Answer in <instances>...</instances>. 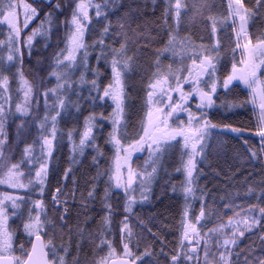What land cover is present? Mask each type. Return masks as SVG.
<instances>
[{"label": "snow or ice", "instance_id": "obj_1", "mask_svg": "<svg viewBox=\"0 0 264 264\" xmlns=\"http://www.w3.org/2000/svg\"><path fill=\"white\" fill-rule=\"evenodd\" d=\"M155 3V0H153ZM36 5V6H34ZM181 0L175 5L169 2L163 11L162 18L167 25L169 16L174 13L173 19L178 28L181 19ZM23 9V19H20L19 9ZM71 8L70 19L68 11ZM124 8L123 16H118L116 24L109 20V10L117 12ZM94 11L95 19L90 15ZM142 9L137 0H131L127 6L121 0H104V3H93V0H78L75 6L67 0H33L26 3L24 0H0V25L7 26L5 39L0 40V52L6 50V55H0V166L7 169L0 184L9 188L23 191L24 195H11L0 193V264H80L76 257L71 256V245L57 247L50 229L55 227L45 210L44 194L49 177V161L53 157L54 148L59 145L65 136L72 143V151H79L81 155L86 147H90L96 155L93 157L94 165L99 169L100 162L105 159V152L98 143L104 139L105 144L113 150L111 166L104 172H97V176H108V187L104 189L103 204L107 215L103 224H111L114 213L110 202L111 189L123 191V219L120 221L119 245L122 247V258L114 264H160L159 255L167 257V264H264V248L257 255L250 246L243 251V259L239 248V240L245 232L258 230L261 244L264 245V206H251L249 211L238 219L229 218L227 224L210 229L202 234L196 225L206 216V205L201 202L200 213L194 217L189 216V208L185 207L180 221L182 229L178 250L168 256L161 249L157 254L146 245L143 252L139 251L141 234L135 233L130 221L138 203L147 201L150 196V183L157 171L155 165L165 156L176 150L180 151L182 168L177 171L185 176L183 194L185 203L189 198H195L197 164L204 157L201 153L208 147L211 134L224 136L234 134L236 138L244 136V132L230 123H213L210 118L219 111L216 101L221 93L228 96L240 82L251 90L252 103L259 97V117L256 125V135L260 140L259 152H264V32L253 37L249 34V20L259 14L264 17V0H255V5L248 6L244 0H228L227 16L231 18V27L235 32V41L229 37L231 60L221 57V42L196 45L190 40L178 42L175 29L169 26L168 42L162 51H170L173 56H180L178 67L169 64L165 69L159 59L155 63V71L148 81L145 89L143 109L144 117L140 120V129L136 135H129L125 130L128 127L126 120L127 93L125 91V74L130 70L132 57L127 55L126 21L141 14ZM61 16L65 19L61 20ZM212 20L211 40L217 33V21ZM39 20L37 27L32 28L26 38L23 33L30 24ZM237 20L239 25L237 28ZM96 25L100 28L97 30ZM64 31V47H59L60 33ZM98 31V38L92 43L86 42V33L94 34ZM37 35L50 41L56 36L57 43L45 44V49L53 48L48 65L49 83L51 78L55 84L48 87L40 80V89L32 85L22 71L24 49L31 59L33 55V39ZM121 37L117 40L116 37ZM111 40L112 43H106ZM255 41V42H254ZM119 43V47L114 45ZM234 43V47L231 45ZM180 47V53L176 48ZM89 49H98L94 56L97 67L90 66ZM160 53H157L159 56ZM190 60L191 63H187ZM37 61V64H41ZM175 63V61H174ZM231 71H228V64ZM105 70L110 68L111 78L105 85L100 65ZM239 65V66H238ZM15 69L14 77L18 80L19 91L23 92V101L15 104L12 110L10 92V76ZM82 69V71H81ZM80 72L79 80H73L72 74ZM91 73L92 79L86 78ZM37 79H40L37 75ZM84 86H87V96L83 95ZM95 93V95H93ZM76 96V100H72ZM43 101L44 114L39 115L40 101ZM85 102L92 107V111L84 118L83 130L79 132V142L73 137L77 134L75 128L66 132L59 127L61 120L69 117L78 121L83 114ZM109 101L111 103L109 104ZM192 101H196L193 110ZM35 102V108H33ZM102 102V103H98ZM112 107L109 115L104 112L96 113V107ZM245 103H228L223 108L233 109L244 107ZM74 109V111H73ZM255 111V108L253 109ZM186 117L182 119L181 117ZM15 124L14 135H10L9 121ZM19 121V123H16ZM105 125H110L111 131L104 136ZM35 127L37 135L28 143L25 135L30 134ZM99 133V136L96 134ZM142 133V134H141ZM179 138V139H178ZM55 142V143H54ZM24 143L23 154L19 161L8 163V152L12 146ZM247 144V140H245ZM39 146V156L34 155L35 147ZM149 153L152 171L147 168L134 170V155L144 150ZM250 150V149H249ZM251 151V150H250ZM256 158L259 153L252 151ZM187 156L185 160L184 157ZM74 159V158H73ZM29 166L28 171H22V166ZM38 165V166H37ZM35 169L33 177L32 171ZM71 168L66 169L64 178L67 179ZM125 173L127 174L125 178ZM139 180L141 200L138 202L134 193V183ZM264 185V181L261 182ZM95 186L88 192V198L95 197ZM175 191V189H173ZM252 189H249L251 192ZM37 192L40 198H33L31 193ZM62 190L57 187L51 194V203L56 212H59L60 228L72 229L66 220L68 209L61 211L57 207L61 203ZM264 200V188L260 194ZM66 204V201H64ZM27 208L25 216L24 208ZM227 207V205L225 206ZM20 219L23 227L24 239L17 238L18 229L10 226L11 218ZM142 230H146L155 237L152 229L148 227L143 218L135 217ZM229 229L230 232H226ZM82 235L83 231L78 230ZM135 237V239H134ZM207 237V238H206ZM201 241H203V261L200 259ZM101 245L109 249L108 258L116 255L113 242L101 234ZM215 251H212V249ZM79 249V245H77ZM135 249V251L133 250ZM63 253V254H61ZM99 264H108V259H102Z\"/></svg>", "mask_w": 264, "mask_h": 264}, {"label": "trees", "instance_id": "obj_2", "mask_svg": "<svg viewBox=\"0 0 264 264\" xmlns=\"http://www.w3.org/2000/svg\"><path fill=\"white\" fill-rule=\"evenodd\" d=\"M26 3H32L33 0H24ZM71 7L75 6L78 0H67ZM169 0H137V3L142 9L141 14L136 15L130 21H126L125 27L127 31V55L132 57L130 70L125 74V91L127 93L126 104L127 116L126 120L128 127L125 130L129 135H136L140 129V120L144 117L145 110L143 109L144 99L146 96L145 89L148 81L155 71L156 60L162 63L166 69L169 64L173 67H178L180 56H173L170 51H162L168 42L169 26L175 31L178 42L190 40L196 45L202 43H215L218 39L221 42L220 54L222 58L231 60V48L229 47V37L235 41V32L231 27V18L227 16V0H181V4L185 7L181 8L180 24L177 28L173 19L174 13L169 16L167 25L165 24L162 14ZM93 3H104V0H93ZM125 6L131 3V0H121ZM172 5H175L176 0H170ZM248 6L255 5V0H244ZM36 6V5H34ZM124 8H120L118 13L109 10V20L116 24L118 16H123ZM21 13L20 19H23V9H19ZM71 8L68 11V18L70 19ZM90 15L95 19L94 11L90 10ZM209 17H214L217 21V33L214 38L209 39L211 34L212 20ZM65 19L61 16V20ZM40 21L36 20L30 24V27L23 33L26 38L31 33L32 28L39 25ZM97 30L100 26L96 25ZM249 34L253 37L264 32V17L257 14L249 20L248 25ZM7 35V26L0 25V40L5 39ZM59 47L63 48L64 31L61 30ZM98 38V31L94 34L86 33V42L92 43L94 39ZM117 40L121 37L117 36ZM255 42V41H254ZM57 43L56 36H53L50 41L46 38L37 35L33 39V55L31 59L28 56L27 50L24 49V61L22 71L25 78L34 86L35 90L40 89V80L48 86L52 87L55 84V79L51 78L49 83V68L51 54L53 48L45 49V44ZM106 43H112L111 40L106 39ZM119 47V43L114 45ZM234 43L231 47H234ZM98 49L90 52V66L97 67L94 56L98 54ZM160 53L157 56V53ZM176 52L180 53V47L176 48ZM6 50L0 52V55H6ZM41 64H37V61ZM175 61V63H174ZM187 63H191L190 60ZM239 66V65H238ZM100 70L106 85L110 78V68L105 70L104 66L100 65ZM82 71V69H81ZM228 71H231V64H228ZM15 69L8 73L10 76V92L12 98V110H15V104L23 101V92L19 91L18 80L14 77ZM37 75L40 79H37ZM80 72H74L72 79L78 81ZM86 78L91 80L93 77L91 73H86ZM237 83V82H235ZM239 84V83H237ZM83 95L87 96V86H84ZM95 95V93H93ZM76 96H72L75 101ZM42 102V104H41ZM225 102L240 103L244 102L245 106L240 108L227 109L221 107ZM84 106L83 114L79 116L78 121H73L70 117L66 120H61L59 127L65 132L68 129L75 128L77 134L74 139L79 137V132L83 130L84 118L92 111V107L85 102H81ZM102 103V102H98ZM111 102L109 101V104ZM193 104V103H192ZM219 111L211 115L213 123L223 122L230 123L232 126L240 128L244 132V136L236 138L234 134L224 136H217L215 133L211 134L208 142V147L201 153L204 157L202 162L197 164L195 198H189L187 205L183 194V186L185 176L182 171L178 172V168H182L180 151L176 150L168 156L163 157L156 165L157 171L150 183V196L147 201L138 203L132 214L133 218L130 221V226L133 227L135 233L141 234L139 251L143 252L146 245H151V250L159 254L161 249L164 253L170 256L174 250H178V245L182 235L180 221L185 207L189 208V216L195 222L194 217L199 215L201 202L206 205V216L196 225L197 229L202 234L207 233L214 226L221 224L223 221L233 217L234 215L250 209L251 206H264V200H261L260 194L264 185V152H259L260 140L256 135L257 119L256 113L253 111L254 104L252 103L251 91L239 84L228 95L224 96L221 93L220 99L216 101ZM34 104V108H35ZM193 106V105H192ZM193 110L194 107H193ZM74 111V109H73ZM112 107L105 105L104 107H96L95 112L98 114L104 112L107 116L111 113ZM44 114L43 101H40L39 115ZM40 115V116H41ZM184 119V117H181ZM11 127L9 128L10 135H14L15 124L9 121ZM19 123V121H16ZM111 131L110 125H105L104 136ZM99 136V133H96ZM142 134V133H141ZM37 135V130L33 127L30 134H26L25 138L28 143H31L33 138ZM247 140V144L245 143ZM55 143V142H54ZM67 136L54 148L53 157L49 161V177L47 181L46 191L44 194L45 210L48 213L49 219L55 227L45 229L50 231L54 237L57 247L61 245H71V256L76 257L80 264H99L102 259H109V249L101 245V234L109 241L113 242V247L116 249L115 256H122V247L119 245V229L121 227L120 221L123 219V191L111 189L110 202L113 205L114 213L111 224L107 227L103 224V218L107 215L104 208L103 197L104 189L108 187V176H97V172H104L111 166L113 158V150L110 145L105 144L104 139H99L98 143L105 152V159L100 162L99 169L93 163V157L96 155L90 147L84 149L83 155H79L77 161L71 156L70 144ZM24 143L18 146L13 145L10 152L7 151L9 157L8 163H15L19 161L23 154ZM251 151H250V150ZM252 151H256L259 155L253 158ZM22 152V153H21ZM35 156H39V146L35 147ZM134 170H143L147 168L148 172L152 171V165L149 158V153L144 151L137 153L134 157ZM187 159V156L184 157ZM38 166V165H37ZM27 165L22 166V171H28ZM71 168V173L67 179L64 178L66 169ZM2 166H0V171ZM35 175V169L32 171ZM95 186V197L88 198V192ZM59 187L62 190L61 203L57 206L63 210L68 209L66 220L70 225L72 231L60 228L59 212L54 210L51 203V194ZM136 192L134 195L139 202L141 200L139 180L134 183ZM175 189V191H173ZM249 189H252L249 192ZM7 192L11 195H24L23 191H18L9 188L6 184H0V193ZM33 198H40L37 192L31 193ZM66 201V204L64 203ZM227 205V207H225ZM25 216L27 215V208L23 209ZM135 217L143 218L148 227L155 233V237L149 234L146 230H142L138 225ZM9 224L12 228L18 229L17 238L24 239L23 227L20 219L11 218ZM78 230H82L81 235ZM135 239V237H134ZM79 245V249H77ZM252 247L257 255L261 253L264 245L259 239L258 230L253 232H246L244 237L239 240L238 251L241 252V259H243V251ZM135 251V249H133ZM63 254V253H61ZM160 264H167V257L163 255L158 256Z\"/></svg>", "mask_w": 264, "mask_h": 264}, {"label": "rangeland", "instance_id": "obj_3", "mask_svg": "<svg viewBox=\"0 0 264 264\" xmlns=\"http://www.w3.org/2000/svg\"><path fill=\"white\" fill-rule=\"evenodd\" d=\"M227 5H228V0H227ZM238 25H239V21L237 20V28H238ZM190 64V63H189ZM237 83H239V84H241L240 82H238L237 81ZM241 85H243V84H241ZM244 86V85H243ZM245 87V86H244ZM250 90V89H249ZM251 91V90H250ZM252 94V93H251ZM252 99H253V97H252ZM111 102V101H110ZM191 103H193L192 105H193V107L195 106V103H196V101H192ZM34 104H35V102H33V108H34ZM41 104H42V102H41ZM254 107H255V113H256V119H257V122H258V117H259V112H260V109H259V97H256V103L254 104ZM194 109H195V107H194ZM41 115V114H40ZM41 117H42V115H41ZM184 118H186V117H184ZM73 139H74V137H73ZM179 139V138H178ZM75 140V142L76 143H78L79 142V137H77L76 139H74ZM29 142V141H28ZM68 144H70V149H71V156L75 159V161H77V158L79 157V155H80V152L79 151H76V152H73L72 151V143H68ZM22 153V152H21ZM137 154V153H136ZM135 154V155H136ZM134 155V156H135ZM11 163H9V165H10ZM7 171V169L6 168H4V167H2V170L0 171V177H2L3 175H4V173ZM126 176H127V174L125 173V178H126ZM34 177V176H33ZM13 190H15V189H13ZM120 191H122V190H120ZM15 192L17 193V190H15ZM12 194V193H11ZM249 211V209L248 210H246V211H243V212H240V213H238V214H236V215H234L233 217H230V218H232V219H238L240 216H242V215H244L245 213H247ZM228 220L229 219H227V220H225V221H223L221 224H218V225H216V226H214L213 228H211V229H214V228H217V227H219L220 225H222V224H227L228 223ZM225 231L226 232H230V230L229 229H225ZM209 231H207V233H208ZM247 232V231H246ZM245 232V233H246ZM207 233H205V234H207ZM207 238V237H206ZM202 246H203V241H201V252H200V259H201V262L203 261V251H202ZM212 251H215V249L213 248L212 249Z\"/></svg>", "mask_w": 264, "mask_h": 264}, {"label": "water", "instance_id": "obj_4", "mask_svg": "<svg viewBox=\"0 0 264 264\" xmlns=\"http://www.w3.org/2000/svg\"><path fill=\"white\" fill-rule=\"evenodd\" d=\"M121 258H122V256L112 257V258L108 259V264H114V261H117V260H119Z\"/></svg>", "mask_w": 264, "mask_h": 264}]
</instances>
